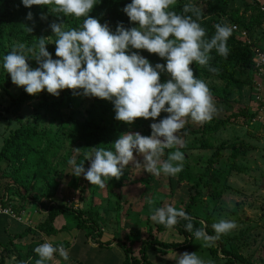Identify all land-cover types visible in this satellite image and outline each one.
I'll use <instances>...</instances> for the list:
<instances>
[{
    "label": "trees",
    "instance_id": "16d2710c",
    "mask_svg": "<svg viewBox=\"0 0 264 264\" xmlns=\"http://www.w3.org/2000/svg\"><path fill=\"white\" fill-rule=\"evenodd\" d=\"M186 1L188 0H177L171 10L177 14L192 15V13L185 14L182 12ZM189 1L202 9L201 19L198 22L205 29L207 39L215 34L214 26L216 24L241 27L247 30L251 36L253 31L249 26L254 18L252 12H257V16L261 17L264 11L256 0H252L254 4H248L245 0ZM128 3H131V0H96V4L89 15L96 18L101 24L107 23L113 32L119 23H123L125 28H131L136 25L130 23L129 18L122 11ZM28 12L33 14L32 20L27 19ZM42 15L46 16V23H48L46 27L43 23L45 19H41ZM83 19V17L79 19L61 17L58 19L49 11L47 6L26 8L23 6L22 0H0V90L11 99L13 110H10V112L12 114L18 115L20 111L24 113L32 112L33 117V120H30L31 122L27 124L21 118H17L14 123L17 128L11 126L8 133L0 140V204L3 207L11 208L13 214L19 219L0 214V235L5 234V237L3 236L0 240L1 256L4 253L7 257L16 254L17 258L22 260L24 264H35L36 259H38L34 252V248L40 245V239H42L38 237V233L43 234L45 237H54L59 231L65 233L72 229L81 231L89 228L86 235L90 237L100 227L95 216L99 212L97 208L102 206L89 204L87 209H70L64 197L60 199L51 193L55 185L62 178L67 177L70 178L69 189L72 191L88 189L78 188L77 181L81 179L87 186L96 187V185H91L85 180L83 175L80 177L72 175L73 166L68 161L74 159L76 164L81 163L85 154L91 152L94 147L114 151L113 143L125 132H139L143 136H149L151 135V123L159 122L168 115L162 112L155 121L138 118L129 126L115 120L114 105L110 101L82 95L74 96L72 91L68 89L62 90L59 97L48 94L46 90L32 96L27 94L22 87H19L17 94L15 93L16 95L11 94L10 89L13 83L10 75L3 69V57L12 50V47L17 43L31 46L38 42V38L47 37L46 43L48 44L46 48L52 54L53 59H57L55 56L56 46L53 43L55 37H52L50 21L59 23L62 20L65 23V28L68 29L79 28L83 23ZM193 19H195V16H193ZM27 28H31L32 31L29 32ZM237 36L236 33L232 32L227 41L229 49L227 58L219 55L215 49L211 51L209 66L217 68L219 70L218 74L210 72L208 67H202L195 63L190 65L196 78L203 80L208 85L218 112L210 122L202 126L189 120L180 133L184 144L188 136L199 137L200 144L198 147L206 149L209 147L205 143L207 141L206 137H211L238 121L251 125V122L257 117L255 111L252 110L251 112L247 106L243 105L241 98L245 91H243L244 88H246V99L249 102L252 101V104L256 102V96L264 97V89H262L264 86V71L260 72V68L255 65L254 57L256 54L251 51V48L256 44L250 42L252 45H248L246 44L248 40H240ZM132 51H138L153 66L156 63L166 64V60L161 59L156 54H150L146 50L132 49ZM28 63L32 68L38 67L34 59H29ZM213 78L216 79L215 81H222L223 86L218 87L214 83L215 81L213 82ZM168 79L167 73L160 74L161 83L167 82ZM259 79L258 83L255 82ZM254 86L256 88L255 95L252 94ZM235 94L238 97L237 99L234 97ZM27 108H30L31 111ZM5 111H9L8 108H5ZM176 150L184 154L183 170L175 176L177 181L187 183L192 178L194 184L191 185V188H198L199 190V187H201L203 192L208 190L209 195H206L205 198L215 205L219 202V198L223 193L230 190L227 179L235 171L233 163L236 157L246 154V149H243L240 145H232L229 148L226 161L218 167H213V164L221 160L222 149L221 146H218L211 153L205 168L193 170L188 165L189 160L186 158L185 146L165 149V155L162 159H167L168 154ZM133 155L139 154L134 151ZM83 166L87 170L90 167V161L84 160ZM125 170L126 168L119 180L113 178L106 181L107 192L132 190L128 196L129 199L126 198L127 194L116 193L114 195L116 207L118 210L120 209V214H118L122 220L124 218V228L127 232L116 243V246L121 248L125 255L124 264H151L146 258V252L151 249L155 253L166 255L170 252L189 248L195 239L193 233L198 228H204L209 236L215 235L212 228L214 221L210 215L198 217L189 213L190 206L195 205V201L201 196L196 190H194V196H189V202L183 208L192 217L193 232L191 233L186 231L184 227L189 221L181 219L172 229H167L164 225L151 220L150 217L153 213L142 216V210L145 207L155 209L154 202L152 205L139 202V198L142 197L136 198L138 188H127L126 186L138 183L147 185L152 182V179L147 176V171L142 170L143 173H146L145 179L132 180ZM131 170L141 172V168H135V166ZM204 178H206V181H204ZM56 179L58 180L56 181ZM167 183L170 188H173L172 176H167ZM160 195L164 196L159 201V207H162V203L169 200L166 195L161 193ZM125 198L128 203L124 200ZM16 202L19 205L16 206ZM126 203L127 205L122 207ZM135 203L137 209L133 205ZM24 204H30L34 207L32 211L35 215H41L42 221H39L34 227L21 228L20 232L10 230L9 218L14 222H19L18 224L22 226V223H25ZM213 212H215V209L212 210ZM129 213H131V217H128ZM68 214L71 216L68 220L72 224L71 222L63 224L59 229L54 227V221L58 216L63 217ZM203 221L205 224H203ZM169 230H175L183 238L181 244L155 240L156 234L163 235ZM133 234L137 236L135 241L139 242L138 259L131 255L133 242H127L129 236ZM101 235L102 232L100 237ZM33 236L36 239L34 242L29 243ZM68 245L67 242V248ZM62 246L65 248V243H62ZM215 246V248H208L209 253L213 256L220 253L226 260L224 264H256L251 262L250 256L245 258L241 255L229 233L222 235L215 242Z\"/></svg>",
    "mask_w": 264,
    "mask_h": 264
},
{
    "label": "clouds",
    "instance_id": "9594fccd",
    "mask_svg": "<svg viewBox=\"0 0 264 264\" xmlns=\"http://www.w3.org/2000/svg\"><path fill=\"white\" fill-rule=\"evenodd\" d=\"M177 0H131L122 11L135 24L125 28L119 23L113 32L107 23L101 24L91 17L96 0H22L26 8L47 6L58 19L61 17H83L79 28H65V23L50 24L55 37V56L47 50L46 38H38L31 46L17 43L3 57V69L11 82L35 96L46 90L59 97L62 90L72 91L74 96L96 97L114 105L115 120L131 126L138 118L156 120L162 112L167 113L159 122L150 125L151 135L125 132L113 143L114 151L96 148L85 154L90 161L85 170L83 161L73 166L72 175H83L91 185L101 189L106 181L119 180L130 162L135 168H143L152 176H176L183 170L184 154L176 150L162 159L165 149L184 147L180 135L186 123L203 125L210 122L218 109L208 85L196 78L190 65L193 63L218 74L219 70L209 66L213 49L227 58V41L233 27L216 24L215 34L206 38L201 27V9L192 3L183 5V13L171 8ZM195 16V19H193ZM32 20L33 14L27 13ZM46 19V16H41ZM29 32L31 28H27ZM135 50H146L166 60V64L153 66ZM34 59L38 67L32 68L28 61ZM167 73V82H160V74ZM259 122V121H256ZM252 123H255L252 121ZM134 151L143 156V164L135 160ZM149 205L153 201H148ZM151 220L172 229L179 220L189 221L185 230L193 232L190 217L183 209L171 205L151 209ZM215 235L209 236L204 228L194 231V238L203 241L202 247H212L222 235L237 228L233 220L221 218L212 224ZM38 256L35 264H47L54 260L57 252L63 260L69 259L68 251L61 245L54 247L45 242L34 248ZM177 264H204L195 252L177 255Z\"/></svg>",
    "mask_w": 264,
    "mask_h": 264
},
{
    "label": "rangeland",
    "instance_id": "374dc122",
    "mask_svg": "<svg viewBox=\"0 0 264 264\" xmlns=\"http://www.w3.org/2000/svg\"><path fill=\"white\" fill-rule=\"evenodd\" d=\"M244 1V0H243ZM259 2V5L262 6V9H264V0H256ZM248 4H254L252 0H245ZM185 3H191L189 0ZM195 5V4H194ZM196 6V5H195ZM201 8V7H200ZM202 10V9H201ZM252 15H254V18L252 22H250V28L253 31L251 36L249 35V32L247 30H244L237 27L236 31H232L233 33H236L238 36V39L240 40H248L246 44H256V46L252 47L251 51L258 56L259 54L264 53V11L262 16H257V12H252ZM52 23V21H50ZM43 23L45 27L48 25L46 23V19L43 20ZM233 25H230L229 27H232ZM52 37L53 33H52ZM51 41V40H50ZM216 79L213 78V82ZM259 80H255V82H259ZM209 82V80H208ZM212 82V83H213ZM210 83V82H209ZM218 87L223 86L222 81H215L214 82ZM19 87L12 84L10 92L13 95H16ZM245 90V91H244ZM243 97L241 98V101L243 105L247 106L249 110L252 112L253 105L252 101L249 102L246 99V88L243 89ZM256 88L253 87L252 94L255 95ZM16 93V94H15ZM236 99L238 98L235 94L234 96ZM253 100V99H252ZM5 108H8L9 111H5ZM29 111H31L30 108H27ZM10 110H13L12 102L9 96L5 95L0 90V140L3 136H5L8 133L9 128L12 126L14 128H17L14 123L17 121V118H21L22 121L27 124L28 122H31L30 120H33L32 112H23L20 111L18 115H14L10 112ZM199 137H192L188 136L185 143V149L187 151L186 158L189 160L188 165L193 170L196 168H205L207 165L208 160L211 157V153L214 151L215 147L221 146V160L213 164V167H218L222 162L226 161V157L229 154V148L232 145H240L243 149H246V154L244 156H238L236 157L234 161V169L227 179V185L230 190L223 193V195L219 198V202L217 204H213L212 202L208 201L206 195H209L208 190H202L201 187L198 188H191V185L194 184L193 179L188 180V184L185 182H178L177 178L172 176L173 181V188H170L167 183V176L164 174H161L160 176H152L150 173L147 172V176L152 179V182L150 184L145 185L138 183L136 185L126 186L127 188H138V191L136 192V198H139V202H144L145 205H149L148 201L151 200L154 202V208L159 207V201L164 198V196L159 194L166 195L169 201H165L162 203V207H164L167 203L168 205H171L175 207L177 210L183 209L184 206L188 204V198L190 195H195V191H198V193L201 194V196L195 201V205H191L189 209V213L191 215H196L200 217H206L207 215L212 218L214 222H218L221 218L227 219V220H233L237 224V228L229 232L231 239H233V243L237 250L241 253L242 256L245 258L250 256V259H252L251 262L256 264H264V127L261 122H255L251 125L248 123H242V121L236 122L234 125H229L226 128L222 129V131L212 135L211 137H206V142L208 144V148L206 149H200L198 146L200 144ZM1 142V141H0ZM135 160L139 161L143 164V156L142 155H135ZM135 164L133 162H130L128 166H126V170L129 174V178L132 180H139L140 178H144L146 176V173H143V168H141V172H133L131 170L132 167H134ZM128 167H130L128 169ZM58 179H56L57 181ZM11 182L10 180H7ZM204 181H206V178H204ZM69 182L70 178H62L55 187L51 190V193H53L54 196H57L58 198H65V202L70 209H76L79 210L87 209L89 204L90 205H100L101 208H97L99 212H97V223L100 226L95 234H92V236H87L86 234L89 231V228H86L84 230H81L78 234L82 235L84 237V246L85 249H92V250H98L94 248L98 242L97 245L101 246L102 249H104V246H108V244H116V242L113 240L122 239L126 234L123 236L122 233L123 230L118 225L125 227L124 223L122 222V218L120 217V209L118 210L116 207V201L114 198V195L116 193L119 194H127V197L130 195V192L132 190H113L112 193L107 192L106 187L104 189L98 188L96 186L95 188H91V186H87L85 182L81 179L78 180V188H88V189H78V191H72L69 189ZM191 189H190V188ZM91 188V189H90ZM88 190V191H86ZM202 194H204L202 196ZM113 196V198L111 197ZM126 198L124 200H126ZM129 199V198H128ZM132 201V200H131ZM31 202V201H30ZM128 203V200H126ZM123 205L122 207L126 206ZM19 205L18 202H16ZM131 205V204H130ZM134 207L136 206V203L133 204ZM152 205V204H151ZM25 212H26V220L25 223H22V225L18 224L17 222L12 221L9 218V227L10 230L19 231L21 228L24 227H34L39 221H42L41 215H38L32 211L34 210V207H32L30 204H24ZM132 206V205H131ZM215 206V208H213ZM207 207V208H206ZM31 208V209H30ZM30 209V210H29ZM135 209H137L135 207ZM152 208L148 209L145 207L142 210V216H146L149 214H152L151 211ZM215 209V212L212 213V210ZM119 213V214H118ZM122 214V213H121ZM71 216L65 215V216H58L56 220L54 221V227L59 229L63 224L70 223L68 219ZM128 217H131V213L128 214ZM124 221V218H123ZM28 222V223H27ZM72 224V222H71ZM145 224V223H144ZM203 224L204 221H203ZM105 228V231L101 230ZM107 229L109 231H107ZM2 230V227H1ZM245 230V232H243ZM21 231V230H20ZM19 231V232H20ZM75 232V229H72L71 231H68L67 233H63L61 231L58 232L56 236L53 237H45L43 234L38 233V237L42 238L40 239V244L48 242L51 243L54 247H59L62 245V243H65V249H67L66 241L61 239L63 236L64 238H67L70 243H72L74 240H77V237L75 238V235H73ZM102 232V235L100 237V234ZM70 233V234H69ZM5 234L0 235V240ZM36 236V235H35ZM113 236V237H112ZM129 236V235H128ZM5 237V236H4ZM57 237V238H56ZM137 236L135 234L129 236L127 239V242H133V245L131 246V249H133L132 254L134 258L138 259V247L139 242L135 241V238ZM53 238V239H51ZM90 238L92 239L90 241ZM101 241H99L100 239ZM107 238V240H106ZM36 237H32L31 241L29 243L34 242ZM109 242H106L110 240ZM155 240H160L164 242H172V241H181L182 238L177 234L175 230L166 232L165 234H156ZM26 242V241H24ZM97 242V243H96ZM203 241L194 239L191 246L186 250L181 251H174L173 253L170 252L166 255H160L158 253H155L154 250H149L146 252V258L147 261L151 262V264H177L176 258L177 255L182 254L184 252L193 253L195 252L196 255L204 261V264H223V260L218 256H213L209 253L208 248L211 247H202ZM75 247L78 248L81 246L80 243L75 241L74 243ZM181 244V243H180ZM73 247L72 244H69ZM241 246H243L241 249H239ZM212 246V248H215ZM80 248V247H79ZM78 248V249H79ZM72 249L71 256L67 261H64L62 257L59 256V253L57 252L54 254V260L49 261L47 264H85L86 261L82 259L79 255V253ZM2 248L0 246V264H24L22 260H19L16 256V254L11 255V257H7L6 253L2 254L1 256ZM105 255L107 254V251L101 250ZM73 257L75 258V262L73 260ZM102 258V257H99ZM84 260V261H83ZM90 264V263H89ZM92 264H104L102 262V259H94L92 261ZM241 264V263H238Z\"/></svg>",
    "mask_w": 264,
    "mask_h": 264
},
{
    "label": "crops",
    "instance_id": "0c3cea01",
    "mask_svg": "<svg viewBox=\"0 0 264 264\" xmlns=\"http://www.w3.org/2000/svg\"><path fill=\"white\" fill-rule=\"evenodd\" d=\"M122 222H123V220H122ZM118 227H120L121 229L125 230V228H123L122 224H121V226L118 225ZM102 231H105V228L102 229ZM107 231H109V230L107 229ZM169 231H171V230H169ZM79 232L80 231L75 230V232H74L73 235H75V238L77 237V240H74L72 243H70V241L67 238H64L67 235H65V236H63L61 238V239L65 240L66 242H68V244H72L73 245V247L70 246V245H68V248L66 249L68 251L69 257L71 256L72 249H75L79 253L80 257L86 261L85 264H89V263L92 264V261L95 258L96 259H102V262L104 264H124L125 255H124L122 249L119 248V247H117L115 244H110V245L108 244V246H104L103 247L104 249H102L101 246L97 245L99 242L98 243L96 242L97 244L95 246H93V247L96 248V249H98V250H92V249L84 250L85 249V246H84V237L81 236V235H79L78 234ZM65 233H67V232H65ZM126 233H127L126 231H123V233H122L121 236H123ZM53 238H55V237H53ZM53 238H51V239H53ZM180 238H182V237L180 236ZM101 240L102 239H100L99 241H101ZM106 240H107V238H106ZM113 240L117 243V241L119 239H117V240L113 239ZM75 241H77L78 243L81 244V246H79L80 248L78 247L79 249L74 246L75 245L74 244ZM90 241H91V238H90ZM109 241H111V239L108 240V241H106V242H109ZM172 242H174V243H181V241H172ZM186 249H188V248H186ZM186 249H183V250H186ZM101 250L107 251V254L105 255L103 252H101ZM178 251H181V250H178ZM218 255L223 260V264H224V262L226 261L225 258L220 253L216 254L215 256H218ZM99 257H102V258H99ZM73 260L75 262H79L80 263V261L79 260L76 261L74 257H73Z\"/></svg>",
    "mask_w": 264,
    "mask_h": 264
},
{
    "label": "built area",
    "instance_id": "2783aa9c",
    "mask_svg": "<svg viewBox=\"0 0 264 264\" xmlns=\"http://www.w3.org/2000/svg\"><path fill=\"white\" fill-rule=\"evenodd\" d=\"M233 27V31H236L237 28ZM256 67L260 68V72L264 71V53L259 54L258 56L255 55L254 57ZM263 86V85H262ZM264 89V86L262 87ZM263 97V96H262ZM256 102H253V111L257 113V117L253 120V122L259 121L262 124L264 123V97L261 98L260 96H256ZM0 214L11 216L12 218L17 219V217L13 214L11 208L3 207L0 204ZM19 220V219H17Z\"/></svg>",
    "mask_w": 264,
    "mask_h": 264
}]
</instances>
